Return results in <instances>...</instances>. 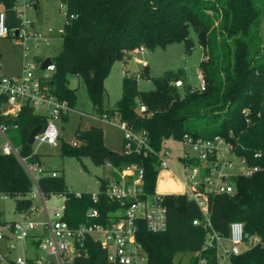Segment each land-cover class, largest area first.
I'll return each mask as SVG.
<instances>
[{"label": "trees", "instance_id": "1", "mask_svg": "<svg viewBox=\"0 0 264 264\" xmlns=\"http://www.w3.org/2000/svg\"><path fill=\"white\" fill-rule=\"evenodd\" d=\"M29 3L38 0H28ZM65 6L66 20L61 35V47L51 60L55 71L49 84L60 98L75 108L77 93L70 85L77 76L86 86L95 112L105 113L125 121L135 131L145 132L151 146L160 151L168 139L181 140L186 133L211 138L228 136L231 132L240 142L238 153L260 169L252 176L232 178L235 192L223 193L211 199V220L214 231L227 238L230 224L241 221L245 238L257 235L258 244L244 248L239 254L223 259L218 243L206 247L211 228L193 220L202 218L199 206L183 194H169L165 200L168 223L165 230L151 232L144 221L138 232L149 256V264H264V40L260 37L264 0H59ZM18 0H0L6 24L13 29L22 25ZM73 16V17H72ZM33 22V21H32ZM34 24V23H33ZM198 29V44L203 49L200 61L206 89L193 88L182 71L169 70L152 77L155 87L141 90L138 78L125 71L122 94L114 105L106 104L105 80L113 62H125L139 47H166L181 37L187 53L197 42L185 25ZM183 31V32H182ZM188 34V35H187ZM184 80L181 87L174 82ZM146 110L141 111L140 106ZM68 119V114L63 120ZM9 138L29 162L40 164L39 154L27 140L31 130L46 126L45 114L25 103L16 117H5ZM76 144L62 142V153L79 160L89 156L101 165L114 166L138 163L145 167V189L157 190L159 168L155 155L117 151L104 142L103 128L79 126ZM261 152L260 157H255ZM38 187L46 199L52 195L64 197V219L69 224L105 223L112 212L121 207L99 191L94 201L91 192L76 196L70 191L63 175H42ZM34 183L19 158L0 152V193L16 199V210L22 216L33 212L31 198ZM97 208L99 217L88 215ZM35 242V241H34ZM37 243V242H35ZM227 244V242H225ZM191 254L188 260L181 254ZM108 252L92 236H87L79 253L70 264H108Z\"/></svg>", "mask_w": 264, "mask_h": 264}, {"label": "built area", "instance_id": "2", "mask_svg": "<svg viewBox=\"0 0 264 264\" xmlns=\"http://www.w3.org/2000/svg\"><path fill=\"white\" fill-rule=\"evenodd\" d=\"M19 2H24L26 5L31 4L28 0H18ZM61 6L65 8V6ZM18 10L22 25L13 29L15 38L20 43H25L30 37L33 38L37 46L42 43L49 44L50 35L54 33V30L52 28L45 31L38 30L32 20L25 16L23 10L19 8ZM16 32H18L17 36ZM60 32L63 33V28ZM10 33L5 13L0 10V36H8ZM145 49V47H139L136 50L142 53ZM45 59H38L37 62L25 61L17 75L0 74V132L6 139L2 152L13 153L19 158L34 183L35 190L32 194L41 195L45 204L43 222L28 218L5 222V226L10 232L0 231V240L8 239L7 249L11 251L17 247L14 235H18L22 241L32 238V243L43 252H36L32 256H18L15 260L16 264H70L79 253V247L82 246L87 236L94 237L107 250L108 264H149L148 253L138 237L140 222L144 221L147 229L151 232L165 230L168 223L165 200L169 194H162L157 190L150 193L145 189V167L143 165L129 163L114 166L108 162L107 165L114 170L115 176L110 183L105 182L103 192L109 199L119 201L121 207L113 211L105 223H84L74 226L64 219V200L60 207H47L48 199L44 197L38 187L39 177L46 174L40 164L29 162L27 157H23L19 147L14 145L7 136L8 125L3 119L18 116L23 105L29 103L35 108H45L44 114L48 119L46 126L36 136L35 141L58 144L60 132L55 120L62 119L63 116L69 114L72 107L68 100L60 99L53 92L49 81L55 71V64L51 60V63L42 69ZM197 76L199 83L192 84V87L205 90L206 80L201 69ZM174 84L181 87L184 85V80L181 78ZM140 110L145 111L146 106L141 105ZM93 117H101L118 124L124 132L125 152L142 154L145 157L155 155L158 168L162 167L164 170L170 168L168 159L172 153L166 143L160 151H157L151 146L145 132L135 131L118 117L110 116L107 113L102 116L97 114ZM176 141L185 147L183 155L179 157L185 170V176L180 178L184 192L180 194L185 195L188 200L194 201L202 212V218L194 219L193 223H203L206 228H211L206 247L212 246L213 241H216L222 258L228 260L231 254H239L244 248L258 244L261 239L257 235L251 236L248 240L245 238L244 224L241 221H234L230 224V233L227 238L214 231L212 225V197L223 193H234L235 185L232 182L234 176H252L260 169L259 165L249 163L246 156L238 153L240 142L235 138L234 133L231 132L228 136L216 135L211 138L186 133L181 140ZM72 143L76 144L75 141ZM260 156L261 152L255 154V157ZM49 174L58 175L55 171ZM70 191L72 190L70 189ZM75 195L81 196L82 192H75ZM174 195H178V193H174ZM92 198L97 201L99 192L92 193ZM88 215L99 217L100 212L97 208L91 207L88 210ZM6 255L0 254V264H4L3 257L9 259Z\"/></svg>", "mask_w": 264, "mask_h": 264}, {"label": "rangeland", "instance_id": "3", "mask_svg": "<svg viewBox=\"0 0 264 264\" xmlns=\"http://www.w3.org/2000/svg\"><path fill=\"white\" fill-rule=\"evenodd\" d=\"M18 8L22 9L25 16L34 21L37 29L45 31L52 28L54 33L50 35L49 44L42 43L40 46L35 45L33 38H27L25 43H20L17 38L12 36H0V74L17 75L20 73L22 65L25 61H36L41 58L55 57L61 47V28L66 20L65 9L60 5L59 0H38L26 5L24 2L18 3ZM36 6V7H35ZM35 26V27H36ZM186 29L194 40L198 41V29L185 25ZM182 31V32H183ZM188 35V34H187ZM260 37L264 40V16L262 17ZM203 57V49L198 44L192 52L187 53L185 44L181 37L172 39L166 47H157L155 49L146 48L144 52L133 51L131 58L125 62L122 58L116 59L111 70L105 80L107 91L106 104L114 105L122 94V80L125 71L134 74L138 78L139 88L141 90H151L155 87L152 77L162 75L166 71H182L181 76H186L188 80L197 85L198 71L200 70V61ZM145 67L149 68V77L143 73ZM70 85L75 87L77 93V101L75 108L69 112L68 119L55 120L59 128L60 138L57 145L49 143H39L35 141L32 146L39 154L40 166L44 174L53 171L64 176L66 184L74 192H91L100 191V179L110 183L115 176L114 170L105 164L95 163L89 156H83L81 160L62 153V142L80 141L76 131L80 126L81 129H87L91 125H99L103 128L104 142L113 150H122L125 142L124 132L116 123H112L97 116L93 104L89 98L86 86L77 76H71ZM45 108L37 107L36 112L44 114ZM93 115V116H92ZM9 137V133L6 132ZM6 142L4 135L0 132V152ZM166 146L171 150L169 157L170 168L165 171L159 167V177L157 182V191L162 194L183 193L184 186L180 180L185 176V170L179 157L183 155L185 147L182 143L168 139ZM33 190H35L33 188ZM33 193V191H32ZM33 200L34 212L29 216H21L16 210V199L13 197H5L0 193V231L10 232L6 228L8 221L28 218L37 222H43L45 219V204L41 195L31 196ZM61 195H52L48 198L47 207L58 206L63 203ZM8 239L0 240V254L3 257L4 264H16L15 260L18 256H32L36 252L43 253L33 243L32 238L22 241L18 235H14V241L17 247L8 251ZM227 242V241H226ZM228 243V242H227ZM191 254H181L177 258L182 257L188 260ZM1 262V261H0Z\"/></svg>", "mask_w": 264, "mask_h": 264}, {"label": "water", "instance_id": "4", "mask_svg": "<svg viewBox=\"0 0 264 264\" xmlns=\"http://www.w3.org/2000/svg\"><path fill=\"white\" fill-rule=\"evenodd\" d=\"M36 7V6H35ZM18 35V32H16V36ZM1 56V55H0ZM51 63V58H46L45 60H44V62H43V64H42V69H45L49 64ZM143 73L146 75V76H148L149 77V68L148 67H145L144 68V70H143ZM42 128H43V126L42 125H37V126H35L32 130H31V132H30V134H29V137H28V140H27V142L30 144V145H32L33 143H34V141H35V138H36V136L41 132V130H42ZM100 184H101V186H100V190L101 191H103L104 189H105V180L104 179H100Z\"/></svg>", "mask_w": 264, "mask_h": 264}, {"label": "crops", "instance_id": "5", "mask_svg": "<svg viewBox=\"0 0 264 264\" xmlns=\"http://www.w3.org/2000/svg\"><path fill=\"white\" fill-rule=\"evenodd\" d=\"M0 10H2V8H1V6H0ZM33 23H34V25L36 26V24H35V22L33 21ZM37 27V26H36ZM68 116H69V114H68ZM63 119V118H62ZM59 138H60V136H59ZM165 171H167V170H165ZM168 172V171H167ZM169 173V172H168ZM72 190V189H71ZM73 191V190H72ZM22 216V215H21Z\"/></svg>", "mask_w": 264, "mask_h": 264}]
</instances>
